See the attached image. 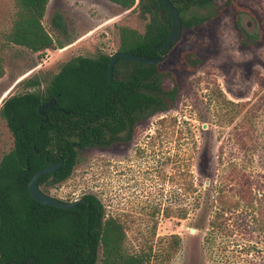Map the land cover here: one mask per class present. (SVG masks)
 I'll return each instance as SVG.
<instances>
[{"label":"rangeland","instance_id":"rangeland-1","mask_svg":"<svg viewBox=\"0 0 264 264\" xmlns=\"http://www.w3.org/2000/svg\"><path fill=\"white\" fill-rule=\"evenodd\" d=\"M233 3L184 29L159 64L170 73L165 84L179 87L175 107L146 116L128 143L83 151L72 175L46 193L65 202L97 196L123 223L129 250L152 253L150 264H264V0ZM15 11V0H0V109L7 98L36 90L24 81L43 88L74 57L113 56L120 28L144 34L151 20L108 0H50L45 28L65 42L54 24L60 15L73 43L41 56L6 44ZM239 19L253 33L248 46ZM13 147L0 117V163Z\"/></svg>","mask_w":264,"mask_h":264},{"label":"trees","instance_id":"trees-1","mask_svg":"<svg viewBox=\"0 0 264 264\" xmlns=\"http://www.w3.org/2000/svg\"><path fill=\"white\" fill-rule=\"evenodd\" d=\"M108 1L125 11L140 9L144 15H151L144 34L120 28L119 52L148 58L166 54L157 48L166 43L172 24L171 12L165 9L163 0ZM15 2L12 26L5 35L7 45L44 56L47 51L73 43L66 36L60 15L54 24L63 32L65 42L55 39L45 28L43 20L50 0ZM171 3L179 11L184 29L201 26L221 10L235 6L233 0ZM205 6L219 9L209 16L193 13ZM238 10L241 16L247 14L245 9ZM239 28L242 44L248 46L253 33L242 19ZM111 59L104 53L74 57L45 87L41 88L39 81H24L25 86L36 90L13 95L3 102L0 117L6 121L14 147L0 163V264L151 263V252L129 250L123 223L107 215L97 196L86 195L72 209H60L36 202L29 193V183L37 172L64 161L54 175L41 178L39 185L48 193L72 175L83 151L128 143L146 116L175 107L179 87L165 84L170 73L161 71L159 65L126 63L119 58L110 78ZM187 61L193 62L190 58ZM4 76V59L0 57V80ZM51 101L55 105L45 109L42 117L39 107ZM179 238L174 237V246L179 245ZM167 256L169 262L171 253Z\"/></svg>","mask_w":264,"mask_h":264},{"label":"water","instance_id":"water-1","mask_svg":"<svg viewBox=\"0 0 264 264\" xmlns=\"http://www.w3.org/2000/svg\"><path fill=\"white\" fill-rule=\"evenodd\" d=\"M197 1L211 2L213 0H197ZM163 4L165 9L171 12L172 24H171V31L167 37L166 43L158 45L157 48L160 47L161 51L166 54L161 55L158 58H148L147 56H139V55H134L132 53L117 52L112 56L111 59V63L109 67L110 78L113 77L114 67L119 58H124V61L126 63L138 62L140 64H146V65H159L168 58L169 52L181 41L183 37L184 27L180 13L177 10V8L171 3V0H163ZM54 105H55V101H51L45 105H41L39 107L40 115L44 117L45 109L53 107ZM47 120L48 118H46L45 121ZM34 151L37 152L36 148H34ZM63 164L64 161L61 160L59 163L47 167L37 172L34 175L31 182L29 183V193L36 202L42 205L56 207L60 209H72L79 202V201L65 202L51 195H48L41 190V187L39 185L41 178L47 174L54 175L57 172V170L63 166ZM82 202H85V200H82ZM192 233H196V230L193 229Z\"/></svg>","mask_w":264,"mask_h":264}]
</instances>
